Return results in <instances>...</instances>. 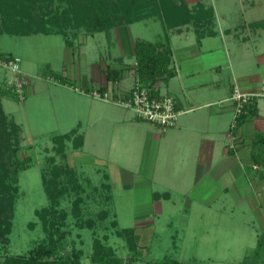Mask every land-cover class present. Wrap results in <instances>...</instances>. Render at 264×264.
Here are the masks:
<instances>
[{
	"label": "rangeland",
	"instance_id": "374dc122",
	"mask_svg": "<svg viewBox=\"0 0 264 264\" xmlns=\"http://www.w3.org/2000/svg\"><path fill=\"white\" fill-rule=\"evenodd\" d=\"M218 1L219 6H225L224 12L230 4L236 9V16L240 15L239 0ZM241 1L245 5V0ZM126 25L129 31L121 30L124 25L94 33L87 32L91 25L64 26L71 43L59 34L0 35V51L17 58L21 76L29 85L22 98L6 92L14 79L0 65L3 135L10 139L3 160L10 171L17 161L25 166L16 176L9 242L0 243V258L4 254H28L47 239L48 231L35 213L49 204L42 176L44 173L51 178L52 165H68L78 179L65 172L59 178L60 185L69 190L76 181L80 188L59 197L56 209L65 210L66 218L62 226L57 221L50 228L56 238L64 234L61 242L59 239L62 254L80 250L82 262H89L93 243L98 239L127 261L131 254L116 234L126 227L135 228L139 236L141 262L172 258L181 264H264V238L260 239L263 229L255 209L237 204L226 193L214 199V193L210 194L212 191L202 185L201 179L207 176L200 172L184 184L185 174L177 173L174 166L176 155L165 144L172 127L158 131L161 139L154 138V126L136 119L132 110L91 94L100 84H106L101 72L107 66L124 68L114 88L107 83L111 92L132 87L136 76L130 67L134 62L127 45L136 38L151 41L163 24L148 17ZM120 43L126 47V55L121 54ZM51 72L65 76L66 83L52 81ZM70 129L75 131L74 136L84 140L79 151L72 149L73 142H65L66 154L77 152L72 165L71 155L61 157L51 141L53 135ZM50 157L54 161L50 162ZM111 169L118 174L117 182L115 175L112 181L105 180L110 184V189L105 190L101 185L103 174H111ZM77 196L82 199L81 225L73 214ZM156 202L162 204L159 209ZM102 210L106 211L103 219ZM54 216L52 213L49 218ZM87 219L93 222L88 225ZM255 243L260 244L254 249Z\"/></svg>",
	"mask_w": 264,
	"mask_h": 264
},
{
	"label": "crops",
	"instance_id": "0c3cea01",
	"mask_svg": "<svg viewBox=\"0 0 264 264\" xmlns=\"http://www.w3.org/2000/svg\"><path fill=\"white\" fill-rule=\"evenodd\" d=\"M185 1L189 6L196 3L210 6L212 16L199 25L191 21L171 28H165L158 20L162 25L161 32L158 31L151 42L163 40L168 43L174 74L154 85L160 93L172 94L182 110L170 129L173 132L163 137L165 144L176 155L174 166L177 173L185 174L184 184L193 181L195 173L207 176L201 179L204 180L202 185L212 191L210 194L214 193V199L220 193H226L234 197L237 204L255 209L264 233V166L256 164L252 158L254 135L264 132V98H257L255 113H248L236 125H233L235 106L229 98L235 86L242 92H255L264 83V0H245V5L239 0L240 15L237 16L236 9L230 4L224 12L225 6H219L218 0ZM246 9H249L248 13ZM127 26L121 30L129 31ZM132 40L127 47L134 62L130 67L134 69V43L144 39ZM120 45L121 54L126 55V47ZM123 69L120 67V73ZM84 79L86 81L87 76ZM111 85L114 83L110 84L112 88ZM153 130V137L161 139L158 130L155 127ZM232 136L236 138L231 139ZM83 142L79 148L72 149L79 151ZM67 154L71 155L69 162L72 165L76 154ZM111 171V174H103L102 186L108 183L105 180L112 181L113 175L117 182V172ZM107 189L110 184L109 188L105 187ZM164 195L167 201L169 193ZM153 199L158 197L153 196ZM157 204L159 209L161 202ZM133 230L135 233V228Z\"/></svg>",
	"mask_w": 264,
	"mask_h": 264
},
{
	"label": "trees",
	"instance_id": "16d2710c",
	"mask_svg": "<svg viewBox=\"0 0 264 264\" xmlns=\"http://www.w3.org/2000/svg\"><path fill=\"white\" fill-rule=\"evenodd\" d=\"M211 16L212 8L210 6H204L203 3L189 6L185 0H0V35L6 33L23 36L40 33L66 36L64 26L72 28L78 25H91L87 32L94 33L107 30L111 26L119 27L148 17L157 18L165 28H171L191 21L195 25H199L206 19L209 20ZM65 38L67 42L71 43L67 36ZM162 43V41L151 42L148 40H138L134 43L135 78L144 85H154L158 80L166 81L174 74L170 67L171 49L167 42L163 43L165 46L162 49ZM11 60L18 62L12 54L0 51V61ZM120 72V68L110 66L102 70V73L105 74L106 84L98 86L101 95L108 90L109 84L107 83H114L121 78ZM51 73L49 78L53 81L62 85L66 83L65 76L60 73ZM18 76L22 77L21 72L18 73ZM22 87L25 97L27 85L24 83ZM6 90L18 98L15 84L8 86ZM176 108L179 109L178 104ZM255 111V100L244 104L241 111L234 117V125L239 124L248 113H255ZM74 132L71 130V132L55 134L51 137L56 153L61 157L66 155L65 142H73L75 148L82 144V136H74ZM4 133L5 121L0 103V243L7 244L12 226L11 207L17 190L16 176L19 171L25 169V166L21 161H17L12 171L7 169L3 155L10 148V139L7 135L4 136ZM252 147L253 161L264 166V132L254 135ZM54 159V157L49 158L50 162ZM65 172H69L70 175L78 179L75 171L68 165H52L51 178H46L44 173L42 176L43 190L49 199V204L36 209L35 213L48 231L47 239L28 254H4L0 258V264H181L179 260L172 258H163L150 263L139 261L140 245L137 236L133 228L126 227L118 229L116 234L122 237L131 254L127 261H123L117 256L110 245H104L98 239L93 243L89 262H82L80 250L62 254L60 242L64 234L62 233L59 235L60 237L56 238L54 231L51 232L50 228L54 227V222L57 221L62 226L66 218L65 210L56 209L59 197L72 189L80 188L79 182L76 181L69 187V190L66 185H60L59 178ZM104 185L109 188L108 183ZM81 200V197L77 196L73 202V214L77 217L79 225L84 223V220L79 216ZM52 213L55 215L54 219L49 218ZM105 213L106 211H101L102 219ZM92 222V219L86 220L88 225ZM261 238H264V233L260 236ZM259 244H257V248Z\"/></svg>",
	"mask_w": 264,
	"mask_h": 264
},
{
	"label": "built area",
	"instance_id": "2783aa9c",
	"mask_svg": "<svg viewBox=\"0 0 264 264\" xmlns=\"http://www.w3.org/2000/svg\"><path fill=\"white\" fill-rule=\"evenodd\" d=\"M0 65L7 69L13 75L16 90L19 96L23 95L22 85L25 83L22 77L18 76L20 67L18 62L11 60L8 62L0 61ZM109 89L100 94L98 89L92 91V95L105 100H111L126 109L132 110L136 119L147 122L158 129V131L165 130L176 124L178 116L182 110L177 109V99L173 95L160 93L155 85H144L135 78L134 84L125 92H111ZM23 96H21L22 98ZM234 103V117L241 111L244 104L256 100L257 98H264V83L255 92H242L236 86L234 87L230 97ZM233 120V125H234ZM231 138V137H230ZM236 138L232 136L231 139Z\"/></svg>",
	"mask_w": 264,
	"mask_h": 264
}]
</instances>
